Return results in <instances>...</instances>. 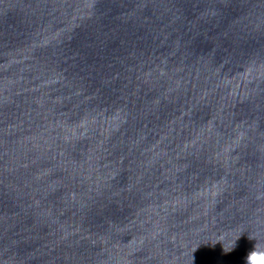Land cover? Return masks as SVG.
Segmentation results:
<instances>
[{"label":"water","instance_id":"obj_1","mask_svg":"<svg viewBox=\"0 0 264 264\" xmlns=\"http://www.w3.org/2000/svg\"><path fill=\"white\" fill-rule=\"evenodd\" d=\"M256 243L264 0H0V264H246Z\"/></svg>","mask_w":264,"mask_h":264},{"label":"clouds","instance_id":"obj_2","mask_svg":"<svg viewBox=\"0 0 264 264\" xmlns=\"http://www.w3.org/2000/svg\"><path fill=\"white\" fill-rule=\"evenodd\" d=\"M239 237L236 238V240ZM251 240L252 237H249ZM235 241L230 242L228 247H224V252H230L235 247ZM246 264H264V247L259 246L257 243L254 245L253 250H251L248 255L246 256Z\"/></svg>","mask_w":264,"mask_h":264}]
</instances>
